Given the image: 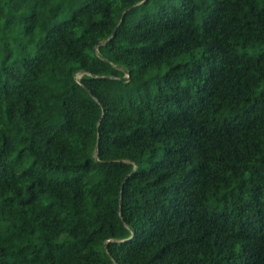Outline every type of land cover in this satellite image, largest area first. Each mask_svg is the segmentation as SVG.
I'll list each match as a JSON object with an SVG mask.
<instances>
[{"label": "trees", "instance_id": "trees-1", "mask_svg": "<svg viewBox=\"0 0 264 264\" xmlns=\"http://www.w3.org/2000/svg\"><path fill=\"white\" fill-rule=\"evenodd\" d=\"M0 264H264V0H0Z\"/></svg>", "mask_w": 264, "mask_h": 264}, {"label": "water", "instance_id": "water-1", "mask_svg": "<svg viewBox=\"0 0 264 264\" xmlns=\"http://www.w3.org/2000/svg\"><path fill=\"white\" fill-rule=\"evenodd\" d=\"M122 16H123V14H122ZM117 27H118V25H116V27L114 28L113 32L111 33L110 37H109L107 40H109V39L114 35L115 30H116ZM99 44H101V43H99ZM123 78H124V77H123Z\"/></svg>", "mask_w": 264, "mask_h": 264}]
</instances>
